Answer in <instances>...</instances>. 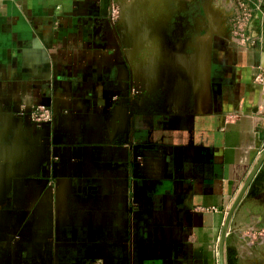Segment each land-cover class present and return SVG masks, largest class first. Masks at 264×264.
Masks as SVG:
<instances>
[{
	"label": "crops",
	"instance_id": "crops-1",
	"mask_svg": "<svg viewBox=\"0 0 264 264\" xmlns=\"http://www.w3.org/2000/svg\"><path fill=\"white\" fill-rule=\"evenodd\" d=\"M113 1L0 0V264H219L264 150V0H243L245 44L226 30L234 0H210L203 26L196 0L117 22ZM144 45L161 46L149 62ZM38 104L54 113L40 127ZM251 226L264 159L223 264Z\"/></svg>",
	"mask_w": 264,
	"mask_h": 264
},
{
	"label": "rangeland",
	"instance_id": "rangeland-1",
	"mask_svg": "<svg viewBox=\"0 0 264 264\" xmlns=\"http://www.w3.org/2000/svg\"><path fill=\"white\" fill-rule=\"evenodd\" d=\"M152 1V0H151ZM192 3L190 5L191 9H193V0H191ZM160 1L153 0L150 2L151 4H159ZM147 3V0H114L112 4V19L114 21H126L130 20L131 16L138 15V12L135 11V8L138 5H144ZM196 3L198 5H201L202 9L200 12L196 13L194 17L192 18L193 21L197 22V18L200 20L201 25L203 26L202 22L206 24V22L210 19V12L209 10V4L210 0H196ZM190 4V3H189ZM205 6V7H204ZM203 8L207 10L206 12L203 11ZM144 14V13H143ZM141 14H139L140 16ZM156 15V14H155ZM184 15V14H181ZM189 15V13H188ZM196 16V18H195ZM173 20V19H172ZM171 20V21H172ZM192 21V22H193ZM192 22L190 25H192ZM147 35V31H144L141 34V38L137 39V44L142 43L145 40V37ZM190 35V34H187ZM192 36V34H191ZM149 47L147 45L143 46V52H142V58L143 60H147L148 62L152 59V57L157 56V49H161V46H154L156 48L155 53L153 54L152 49L147 50ZM189 51H191V48L187 47ZM147 58V59H146ZM173 60V59H172ZM170 60L169 62H171ZM140 62H137L136 64V71L139 69ZM169 64L166 66H161L156 68L157 74H162L164 70L168 67ZM188 71H192L195 69V67L192 64H189L187 67ZM195 84L194 82H191V85ZM194 87V86H193ZM256 228V225L254 226ZM251 227H244L240 232H235L233 236L234 240V246L233 251L228 256V264H264V226L262 228L252 229ZM250 229V230H249Z\"/></svg>",
	"mask_w": 264,
	"mask_h": 264
},
{
	"label": "built area",
	"instance_id": "built-area-1",
	"mask_svg": "<svg viewBox=\"0 0 264 264\" xmlns=\"http://www.w3.org/2000/svg\"><path fill=\"white\" fill-rule=\"evenodd\" d=\"M231 1V0H229ZM233 2V1H231ZM232 4V3H231ZM224 20L229 19V26L227 31L230 32L239 44L249 42L251 36L249 30L251 28V18L253 17L252 11L248 8L243 0H234L233 5L229 6ZM199 23L200 20L197 19ZM255 80L261 81L258 75ZM31 120L38 126H43L45 123H50L54 118V113L51 108L45 104H38L29 110ZM87 264H102L101 259H91Z\"/></svg>",
	"mask_w": 264,
	"mask_h": 264
},
{
	"label": "water",
	"instance_id": "water-1",
	"mask_svg": "<svg viewBox=\"0 0 264 264\" xmlns=\"http://www.w3.org/2000/svg\"><path fill=\"white\" fill-rule=\"evenodd\" d=\"M264 159V150L262 151L257 163L255 164L253 170L251 171L248 179L246 180L245 184L243 185L242 189L240 190L238 196L236 197L233 205L231 206L230 210L228 211L227 215H226V218H225V221H224V224H223V229H222V232L219 236V240H218V246H219V251H218V256H219V264H223V243H224V239H225V236H226V233H227V225H228V222H229V219L236 207V205L238 204L244 190L246 189V187L248 186L249 182L251 181L252 177L254 176L255 172L257 171L261 161ZM7 167H9L10 165L7 164L6 165ZM3 176H11L10 172H6V173H3Z\"/></svg>",
	"mask_w": 264,
	"mask_h": 264
},
{
	"label": "flooded vegetation",
	"instance_id": "flooded-vegetation-1",
	"mask_svg": "<svg viewBox=\"0 0 264 264\" xmlns=\"http://www.w3.org/2000/svg\"><path fill=\"white\" fill-rule=\"evenodd\" d=\"M197 19H198V18H197ZM197 19H196V20H197Z\"/></svg>",
	"mask_w": 264,
	"mask_h": 264
}]
</instances>
